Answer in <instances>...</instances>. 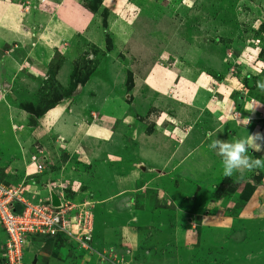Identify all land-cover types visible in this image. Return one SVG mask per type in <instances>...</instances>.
<instances>
[{
	"label": "rangeland",
	"instance_id": "374dc122",
	"mask_svg": "<svg viewBox=\"0 0 264 264\" xmlns=\"http://www.w3.org/2000/svg\"><path fill=\"white\" fill-rule=\"evenodd\" d=\"M197 76L227 79L225 121ZM249 136L261 164L224 175ZM0 182L89 213L91 251L32 239L23 264H264V0H0Z\"/></svg>",
	"mask_w": 264,
	"mask_h": 264
},
{
	"label": "built area",
	"instance_id": "2783aa9c",
	"mask_svg": "<svg viewBox=\"0 0 264 264\" xmlns=\"http://www.w3.org/2000/svg\"><path fill=\"white\" fill-rule=\"evenodd\" d=\"M36 174H40L44 167L32 159ZM20 210L15 214L14 210ZM73 206L68 207L62 196L59 206L54 207L50 201L42 202L29 199L25 188H9L0 182V225L5 233L6 241L3 255L7 264H23V248L26 241L36 237H58L68 235L77 242L84 251H91L92 237L91 221L88 214L79 211L76 216L70 213ZM109 259L103 261L107 262Z\"/></svg>",
	"mask_w": 264,
	"mask_h": 264
},
{
	"label": "crops",
	"instance_id": "0c3cea01",
	"mask_svg": "<svg viewBox=\"0 0 264 264\" xmlns=\"http://www.w3.org/2000/svg\"><path fill=\"white\" fill-rule=\"evenodd\" d=\"M240 59H241V57H240ZM198 78L199 79H201L200 78V76L198 77H194L192 80H193V83H188V81H185L186 83H185V85H184V90H185V92H187L188 91V89H189V91L191 92L193 89H196V91L197 92H200V94H202V95H206V96H208V100L207 101H204V102H201L200 104H198V98H195L196 97V95L195 96H193L192 98H190L189 100V103H190V105L193 103V104H197V107H198V109H200V112H203V115H209L210 117H213L214 116V114H216V115H218V120L220 119V120H222V121H225V119L223 118V116H221V111H218V110H215V111H211L210 110V108H211V106H213L214 104H215V102H213V100L214 99H210V98H212V95L214 96H216L217 94H212V91H214L215 90V93H218V95L217 96H220L221 97V100L219 101V102H221V106L222 107H224L225 106V103H226V101H229L230 103H231V101H230V98L228 99L226 96L227 95H225L224 93H221V92H219V91H221L220 89H222V92L224 91V92H226V90H228V91H233V90H231L232 88H230L229 87V85H228V81H227V79H223L220 83H218V84H211V83H209V82H204V81H201V83H198V81H200V80H198ZM188 83V84H187ZM187 84V85H186ZM214 85L216 86V87H214ZM169 84H166L164 87H160V86H158V90L160 89V88H162V90H159V91H161V93H162V95L163 96H167V94H169L170 93V89H169ZM179 88H180V86H179ZM181 89L182 88H180L179 89V92L181 91ZM182 94V97L184 96V99H187V97H188V95H185L186 93H183V92H181ZM215 96H214V98H215ZM193 100V101H192ZM192 101V102H191ZM258 105V104H257ZM257 105H255V103H253V105L251 106V107H253L256 111L254 112V113H257V112H259L258 114H260L261 112H260V109H257L256 107H257ZM260 106V105H259ZM258 106V107H259ZM191 107V106H190ZM215 107H217V106H215ZM213 109H217V108H213ZM56 111H58V109H56L55 108V110H52L51 112H53L54 113V115H56ZM59 112V111H58ZM253 112V111H252ZM253 114V113H252ZM73 117V116H72ZM217 120V119H216ZM88 126V125H87ZM89 127V126H88ZM220 127V125H218V127L217 128H219ZM222 127V126H221ZM101 130V129H100ZM222 130L224 131L225 130V132L226 133H228V129L226 128V126H224L223 125V127H222ZM102 132H103V135H104V130H101ZM217 133L218 132H220V129L219 130H217L216 131ZM215 132V133H216ZM216 133V134H217ZM211 134V133H210ZM44 165V164H43ZM26 171H28V173H33V174H35L36 173V169H35V167H34V165H30L29 167H26V169H25ZM30 174H28V176L30 175ZM68 177L67 179H69L67 182L68 183H70L71 184V180H73V178H72V176H71V174L70 173H67V174H64V177ZM43 178V177H42ZM57 181H59V180H57ZM60 182V181H59ZM75 183H73L72 185H74ZM63 185V187H66V185L65 184H63V183H61L59 186H62ZM49 187H50V184H49ZM26 188V187H25ZM41 196L40 197H45L44 198V200H47L48 199V194L46 193V194H44V193H41L40 194ZM58 199L60 198V191L59 192H55V194H54ZM49 200H50V197H49ZM30 242H31V240H30Z\"/></svg>",
	"mask_w": 264,
	"mask_h": 264
},
{
	"label": "clouds",
	"instance_id": "9594fccd",
	"mask_svg": "<svg viewBox=\"0 0 264 264\" xmlns=\"http://www.w3.org/2000/svg\"><path fill=\"white\" fill-rule=\"evenodd\" d=\"M255 138L256 137L249 136L246 139L243 138L240 141L234 143H220L219 141L215 140L212 142L210 148L215 147V144L220 143L221 152L226 153L224 175L231 176V170L234 167H238L239 165H246L248 169H251L261 164V160L259 159L253 160L251 165L248 164V160L251 158L247 155V147H255L256 150H259L260 148L259 145H254ZM102 263L105 262L102 261Z\"/></svg>",
	"mask_w": 264,
	"mask_h": 264
},
{
	"label": "trees",
	"instance_id": "16d2710c",
	"mask_svg": "<svg viewBox=\"0 0 264 264\" xmlns=\"http://www.w3.org/2000/svg\"><path fill=\"white\" fill-rule=\"evenodd\" d=\"M14 213L15 214H19L20 213V210H17V209H15L14 210ZM34 239H38L39 241H41L42 243L43 242H45L46 240H50V239H52V237H49V236H47V237H36V238H34ZM24 252H25V249H24ZM5 262H6V260L5 259H3Z\"/></svg>",
	"mask_w": 264,
	"mask_h": 264
},
{
	"label": "water",
	"instance_id": "95a60500",
	"mask_svg": "<svg viewBox=\"0 0 264 264\" xmlns=\"http://www.w3.org/2000/svg\"><path fill=\"white\" fill-rule=\"evenodd\" d=\"M51 204L54 207H58L59 206V200L54 194H51ZM33 264H35V263H33Z\"/></svg>",
	"mask_w": 264,
	"mask_h": 264
}]
</instances>
